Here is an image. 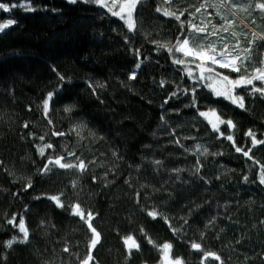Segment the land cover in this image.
<instances>
[{
  "label": "trees",
  "instance_id": "trees-1",
  "mask_svg": "<svg viewBox=\"0 0 264 264\" xmlns=\"http://www.w3.org/2000/svg\"><path fill=\"white\" fill-rule=\"evenodd\" d=\"M30 2L36 11L0 10V23L16 21L0 33V264H80L86 257L92 236L87 225L47 198L34 199L60 193L66 207L79 203L95 216L92 223L101 238L91 250L90 264H163L161 252L141 229L157 246L171 243L170 258L180 257L185 264H198L202 258L190 248L192 242L217 253L223 264H264V185L258 179L264 144L253 148L247 135L251 130L264 140V96L251 85L236 87L242 109L196 83L195 63L172 62L181 57L173 47L177 37L213 41L218 48L225 43L231 48L239 40L242 48L249 47L248 40L264 36V12L256 8L257 0H241L251 4L247 11L220 6L222 0H142L133 12L134 31L106 8L83 0ZM201 4L205 7L196 12ZM164 10L184 14L177 21ZM221 15L235 21L228 32L189 35L187 21L208 25L211 32V25L223 24ZM159 45L173 48V53ZM261 45L264 41L258 39L251 45L258 67L264 60ZM187 69H192L191 77ZM217 71L230 79L239 75ZM132 72L135 79H129ZM57 73L71 82L63 84L46 118L41 104L60 83ZM193 87L196 108L186 107L192 96L182 91ZM173 92L177 95L169 99ZM67 103L75 104L70 114L63 110ZM210 108L235 127L224 124V136L213 132L197 111ZM228 135L236 147L252 149V159L237 152L224 138ZM46 144L54 147L42 158L37 146ZM48 156H64L71 163L79 157L88 168L53 167L41 175L38 169ZM29 180L32 187L25 191ZM153 209L168 218L176 234L160 216L147 215ZM14 216L17 223L24 219L29 242L9 248L6 241L22 236L8 223ZM129 235L140 244L131 255L123 239ZM206 264L220 262L209 259Z\"/></svg>",
  "mask_w": 264,
  "mask_h": 264
},
{
  "label": "snow or ice",
  "instance_id": "snow-or-ice-1",
  "mask_svg": "<svg viewBox=\"0 0 264 264\" xmlns=\"http://www.w3.org/2000/svg\"><path fill=\"white\" fill-rule=\"evenodd\" d=\"M71 4H76L78 0H68ZM85 3H93L101 8H106L109 13H111L112 16L118 17L121 20H124L128 30L134 31L135 30V22L133 20V12L136 8V5L138 3H141L142 0H83ZM221 6L225 7H231L233 9L240 8L242 11H247L248 7H251V4L244 5L241 4V0H222ZM256 8L260 9L261 12H264V0H257ZM23 8L29 12L36 11L37 9L32 7L30 0H26L25 3H20L19 0H17L16 3H5L0 0V10L3 12H11L13 8ZM205 7V5L201 4L199 7L195 8L196 12H199L201 8ZM127 10V11H126ZM157 12H160L161 9L157 8ZM187 11V10H185ZM126 12V16H125ZM163 14L165 16H174L177 21H180L181 15L184 13L181 12L180 15H177L174 12H170L168 10H164ZM217 15H220L219 11H217ZM220 19L223 21V24H221L219 27L216 25H211L212 31H208V25H205L204 27H200L196 24H193L191 21H187V23L190 25V32L189 35L192 33L200 34V33H207L210 35H215L217 32H228L231 28L232 24L235 22L234 20H229L227 15H221ZM184 21H181V28L184 27ZM16 24V21L14 19H8L4 23H0V33L4 32L6 29H8L11 25ZM208 24H211V21L208 22ZM183 35V33H182ZM232 37H237V33L231 32ZM223 39V38H222ZM264 41V36L255 37L251 40H248L249 47H243L241 45V42L237 40V42L232 45L230 48L227 43H225L221 48L216 47V43L213 41H209L207 44L204 43H193L192 40H190L187 36L183 39H180L177 37V43L174 45L175 52L181 53V57H177L173 59L174 64L179 65H185L186 63H195V67L199 69V76L196 77L195 82L198 84H204L205 87H208L209 90L213 93V95L217 97H222L228 101H230L232 104H235L237 107L244 108L243 103V97L237 96L234 94V89L236 87L241 86H252V91L254 93H260L262 96H264V60H261L259 63L262 66H256L253 64V55H252V47L251 45L256 43V40ZM158 43V42H156ZM160 47L167 48L169 53H173V48H168L167 45H159ZM261 47H264V45H261ZM241 51H243L244 55H241ZM137 55H139V50H137ZM199 61V63H196ZM141 66L140 63H137L135 67L139 69ZM249 66H251V70L249 71ZM217 67L220 69H228L230 72L238 73V78L236 79H230L228 75H224L221 72L217 71ZM243 70V71H242ZM55 71V69H54ZM187 74L191 77L192 76V69H187ZM58 81L60 82L56 88H54L52 91H49L46 94V97L42 100V110L47 118L48 113L51 111L52 103L54 101V97L62 91L63 84L64 83H70L71 78L65 77L64 75L57 73ZM136 73L132 72L129 75V79H135ZM254 81H260V86L257 87L254 83ZM213 82H219L223 84L222 88H216L213 87ZM163 81H161V86H163ZM102 87V85H97ZM89 87L93 89V93L95 92V87H93L92 84H89ZM184 94H189L191 92L192 100L189 105H186V107H197V99H196V88L193 87L190 90L185 88L182 90ZM177 95L176 92H173L169 99L172 97H175ZM165 104L168 103V100L164 101ZM163 107V105H162ZM75 108V104L73 103H67L64 105L63 110L66 113H71L73 109ZM198 111V114L200 117H204L208 120L209 125H211L212 131L219 133V136H224V133L220 131L219 125L226 124L229 128H234L235 125L233 121L231 120H224L221 118L220 114L217 113V111L214 108H210L208 111ZM215 117V122L212 119H209V117ZM49 124L52 123V121L49 119ZM26 128L28 127L27 123L24 125ZM80 127V126H77ZM76 128H73L72 131H76ZM53 135L63 136L65 133L63 132H55ZM247 135L252 137V145L253 148L258 144H264V140H257L255 138V134L249 130ZM227 140L233 142V146L235 147V150L237 152H241L244 156L248 157L249 159H252V157L249 155L252 149H248L245 151L241 147L235 146V141L233 140V137L231 135H228L226 137ZM39 139L43 140L44 137L41 136ZM179 143V141H177ZM54 146L52 144H46L43 147L37 146V151L39 155L43 158L45 157V151L46 149H52ZM200 147L199 145L197 146ZM205 151H207L205 149ZM69 156L75 157L74 152H69ZM47 162L44 163L42 168L38 169V172L41 175H47L49 172L52 171L53 167H59L61 169H76L80 172H84L87 170L88 165L79 157H76V163L66 162V157L64 156H56L53 158L52 156H48ZM94 163V162H93ZM155 163L159 164L160 161H156ZM259 163V162H257ZM179 171V170H177ZM196 172H199V168H196ZM95 179V177L93 178ZM259 182L264 185V165H261V173L258 177ZM245 182H247L248 178L244 177ZM72 186L76 187V182L73 181ZM32 187L31 180L28 181V183L25 185L24 190L27 191L29 188ZM64 193H60L58 195H47L42 194L41 196H36L34 199H41V198H47L50 201H52L57 208L70 210V214L73 216H78L81 221H83L86 225L88 230L92 233V236L90 237V243H89V252L86 255V257L80 261V264H90L91 261L94 260V256L91 254V250L95 249L97 244L100 243L101 234L97 231V229L93 226L92 221L95 219V216L91 210H88L85 212V210L81 207L79 203L69 204L65 205L64 201H62L61 196H63ZM139 196V194H137ZM139 203V200L137 201ZM147 215L152 217L153 219H156L157 216H160L162 219H164L165 223L168 224V226L171 228L174 234H176L177 229L172 227V225L169 223L168 218L163 216V214L157 212L155 209L152 211H148ZM187 221H185L186 223ZM8 223L11 224L14 228H17L19 233L22 234V236L19 237H12V239L5 242L6 246L11 248L13 244L15 243H21L25 244L29 242V230L26 227L25 221L23 218L19 220V222H16V217H12V219L8 220ZM141 232L145 235V237L148 239V243L153 244L154 247H157L158 250L161 252V259L164 261V264H185L184 260L180 257L176 258H170V250L172 248L171 243L165 242L163 245L157 246L153 240H151L150 237H147V233H144V230L141 229ZM124 243L126 247L128 248L129 255H131V251L133 248H135L136 251H139L140 244L136 241V239L129 235L127 237H124ZM190 248L194 251L202 253V258L198 262V264H206V262L209 259L219 261L220 264H223V261L221 260V257L214 252L205 251L202 248V245L200 243L192 242L190 244ZM65 251H68L67 248L64 249Z\"/></svg>",
  "mask_w": 264,
  "mask_h": 264
},
{
  "label": "rangeland",
  "instance_id": "rangeland-1",
  "mask_svg": "<svg viewBox=\"0 0 264 264\" xmlns=\"http://www.w3.org/2000/svg\"><path fill=\"white\" fill-rule=\"evenodd\" d=\"M220 6H221V3H218ZM127 11V10H126ZM227 11H230V15H232L233 16V18H236L237 16H236V14L234 13V12H232L230 9H228L227 8ZM125 16H126V12H125ZM126 19H127V16H126ZM237 20H239L241 23H242V21H241V19H238V18H236ZM133 20H134V13H133ZM245 26H246V23L244 22L243 23ZM248 26H246V28H247ZM217 47V46H216ZM230 47V46H229ZM218 48V47H217ZM219 49V48H218ZM177 53V52H176ZM178 54H180L181 55V53H178ZM198 63H199V61H197ZM218 69H220V68H218L217 67V70ZM220 70H222V69H220ZM225 70H227V71H229L228 69H225ZM256 82V81H255ZM257 83L259 84V86H260V81H257ZM213 87H216V88H222L223 87V84H221V83H219V82H213ZM209 119H212L214 122H215V117H212V116H210L209 117ZM223 125H219V128H221ZM164 264V263H163Z\"/></svg>",
  "mask_w": 264,
  "mask_h": 264
}]
</instances>
